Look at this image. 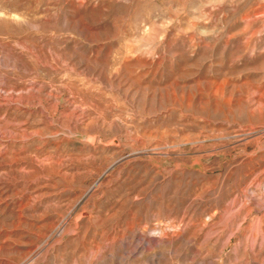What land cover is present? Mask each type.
Instances as JSON below:
<instances>
[{"label":"rangeland","instance_id":"1","mask_svg":"<svg viewBox=\"0 0 264 264\" xmlns=\"http://www.w3.org/2000/svg\"><path fill=\"white\" fill-rule=\"evenodd\" d=\"M0 264H264V0H0Z\"/></svg>","mask_w":264,"mask_h":264}]
</instances>
